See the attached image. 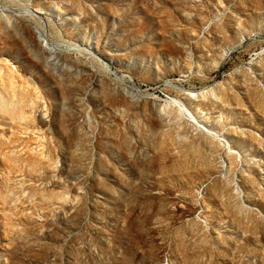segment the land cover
Segmentation results:
<instances>
[{
  "label": "rangeland",
  "instance_id": "rangeland-1",
  "mask_svg": "<svg viewBox=\"0 0 264 264\" xmlns=\"http://www.w3.org/2000/svg\"><path fill=\"white\" fill-rule=\"evenodd\" d=\"M0 264H264V0H0Z\"/></svg>",
  "mask_w": 264,
  "mask_h": 264
}]
</instances>
